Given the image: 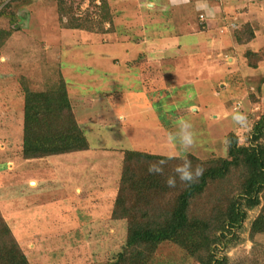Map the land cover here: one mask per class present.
Segmentation results:
<instances>
[{"label":"rangeland","instance_id":"374dc122","mask_svg":"<svg viewBox=\"0 0 264 264\" xmlns=\"http://www.w3.org/2000/svg\"><path fill=\"white\" fill-rule=\"evenodd\" d=\"M8 1L0 0L3 6ZM199 1L206 0L174 6L169 5L171 0H62L60 11L57 0H12L7 14H15L16 25L9 24L7 14L0 16V29L12 31L0 46V204L30 264H107L123 249L126 226L112 221L111 210L125 151L170 160L226 157L228 135L235 133L242 142L264 112V102L252 105L257 100L239 108L242 103L236 98L249 92L255 97L261 84L255 79L253 92L252 84L236 82L239 60L230 64L227 54L211 61L200 55L192 69L189 57L173 64L174 58L164 56L176 46L170 34L180 36L193 30L196 10H203L195 8ZM147 3L153 7H146ZM247 3L250 11L264 9V0ZM204 16L212 15L204 12ZM121 17L123 23H119ZM103 18L112 19V25ZM102 20V29L114 31L108 38L100 33ZM222 22L226 29L233 28L229 17ZM201 26L193 33L205 29ZM162 34V42L147 41ZM263 36L256 48L262 55L259 61L264 60ZM162 57L166 67L155 74L159 83L143 84L145 74ZM140 70L147 72L141 75ZM21 78L34 91H44L61 78L66 81L72 112L88 150L62 155L61 160L26 163L21 157ZM223 82L238 83L240 90L229 86L222 93ZM234 112L246 116L245 126L234 124ZM181 121L192 125L195 137L194 144L184 150L168 140ZM76 186L81 194L75 193ZM263 207L264 194L261 205L249 213L238 242L219 252L226 264H264V236H250L252 222ZM149 264L198 262L178 246L164 243Z\"/></svg>","mask_w":264,"mask_h":264},{"label":"trees","instance_id":"16d2710c","mask_svg":"<svg viewBox=\"0 0 264 264\" xmlns=\"http://www.w3.org/2000/svg\"><path fill=\"white\" fill-rule=\"evenodd\" d=\"M12 0L0 8L5 16ZM106 3V0H103ZM60 4L62 0H57ZM105 5V4H104ZM103 5V6H104ZM201 11V10H200ZM199 12L196 21H200ZM9 24L16 25L14 13L7 14ZM104 20V18H103ZM103 38L114 31L102 29ZM201 28L207 23L200 21ZM225 35H231L236 45H246L255 38L248 24L233 26L221 23ZM80 29V28H79ZM12 31L0 29V46ZM4 36V37H2ZM100 36V35H99ZM229 49L232 51V47ZM245 61L256 68L261 52L247 49ZM255 59L252 62V59ZM24 93L21 157L24 160L43 159L83 152L89 144L79 129L66 81L44 91H34L27 79L21 78ZM250 132L240 142L235 133L226 138L227 156L211 161L189 159L199 165L203 174L191 184L176 180L169 188L166 179L175 176L173 169L183 160L161 155L125 151L120 182L111 210L113 222L125 225L123 249L107 264H149L164 243L178 246L198 264H226L219 252L229 249L240 239L249 213L262 203L264 194V114L253 121ZM166 159L162 174L147 171L150 162ZM264 236V207L253 220L250 236ZM0 264H30L0 210Z\"/></svg>","mask_w":264,"mask_h":264},{"label":"crops","instance_id":"0c3cea01","mask_svg":"<svg viewBox=\"0 0 264 264\" xmlns=\"http://www.w3.org/2000/svg\"><path fill=\"white\" fill-rule=\"evenodd\" d=\"M186 1L187 0H171V4H169V5H172V6H174V5H185ZM247 1L244 2L243 0H235V1L219 0V2L216 3L215 0L214 1L206 0V1L196 2L195 8L203 7V10H201V11L199 9L196 10L197 14L199 12L201 14H204V12H206L207 16L212 15V16H210L211 18L208 17L206 19L207 25H206L205 29L199 30L197 33H193L194 28L200 24V21L195 20L196 24L193 27V30L186 31V33L184 35L181 34L180 36H178L175 33L174 34L168 33V34H170V36H172L175 39L176 46L171 48L169 52H164L165 53L164 56L167 55L169 58H172V59L174 58V60H171V61H173V64L174 63L180 64L181 60L183 58L189 57V59L187 61L188 67H190L192 69H193L192 65L193 66L195 65L194 60H195L196 56H200V55H202L203 57H207L208 61H211L210 58L213 60L214 58L219 57L222 54H227V58H229V61L232 60L231 61L232 63H230V64H233L239 60V62H238L239 66L238 65L236 66L237 72H236V74H234V75L238 76V79H236V82L239 81V84H240V82L242 81L244 85L252 84L251 89L253 90V92H255V81L254 80L258 78V83H261L257 87V93L255 95L256 98L253 95L250 96V92L247 94H243V96H241L239 98H236L237 103H239L240 101L242 103V106L239 105V108L241 110L244 109V105L246 103H251L253 100L258 101L256 103L252 104L254 106L256 104H260L261 101H262V104L264 102V60H262L261 65L257 66L256 68H250L248 63L245 61V58L241 59V57L245 54V52L247 50L246 48L251 49L254 52H259V50L256 49L257 45L259 44L258 40H259V37L261 36V34L264 35V9L262 10L263 13L262 12L260 13V11H258L257 8H256V10H254V12L250 11V9L247 7L248 6ZM244 4H245V6H243ZM181 7H183V6H181ZM223 17H227V18L229 17V19H232V21H234V22H232V25L236 26V27L242 26L243 24L248 23L254 29V33H255L254 40L251 43L246 44V45H240V46L236 45V43H235L236 41L234 40V38H232V36L230 34L225 35V34L221 33V30L224 29L223 27H221V20ZM124 20H125V18L121 17V21L119 23H123ZM255 20H259V21H255ZM222 24H223V22H222ZM147 33L150 34L151 36L154 34V33H151L150 30L149 31L147 30ZM151 38L152 39H147V41L154 43V42H157L158 40H159V42H162L163 40H165V39H163L164 34H162L160 37H157L155 39L153 37H151ZM224 45H226V46H224ZM155 46L158 47V45H155ZM230 46L232 47V51L229 49ZM155 51L156 50H154L152 52L154 53ZM239 53H241V54H239ZM156 55H157V53H156ZM164 58L165 57L158 59V62L160 64H158V65L155 64V66L151 68V73L149 71V74H145V75H148V77L147 78L144 77V83L142 82L143 84L146 85L148 82H151V81H152V83H154V82L159 83V78L158 77L156 78L155 74L159 73V71H162L163 68L166 67V61L162 62ZM167 60H169V59H167ZM134 69L132 68V70H134ZM136 70H139V69L136 68ZM146 72L140 70L141 75L143 73H146ZM239 75L243 76V78H242L243 80H241V76H239ZM137 76H138L139 81H142L140 79L141 77L139 76V73L137 74ZM175 80H176V76H175ZM220 85H221L220 92H222V93L226 92L227 88L229 86H234L238 90H240L238 83L234 84V85H231V84L228 85L225 82H223ZM249 98L250 99L252 98L250 102L248 101V100H250ZM238 100H240V101H238ZM234 107L238 108L237 105ZM74 112H77V109L74 110ZM262 114H264V112ZM258 118H259V116L256 117V119H258ZM60 157H62V155L61 156L47 157V159L48 158H54V160H56V159H59ZM43 159H45V158H43ZM39 160L40 159H33V160H25V161H26V163H32L34 161H39ZM59 160H61V159H59ZM61 166H63V165H61ZM2 168L3 167L0 166V169H2ZM65 181L66 180H64V182ZM61 187L63 188L64 185H62ZM74 191L76 194L77 193L81 194L82 190L79 186H76ZM0 210L2 213L4 212L1 204H0Z\"/></svg>","mask_w":264,"mask_h":264},{"label":"clouds","instance_id":"9594fccd","mask_svg":"<svg viewBox=\"0 0 264 264\" xmlns=\"http://www.w3.org/2000/svg\"><path fill=\"white\" fill-rule=\"evenodd\" d=\"M148 8H152L153 5L151 3H147L145 5ZM224 29L221 30V33H224ZM232 121L235 125L245 126L246 125V116L240 112H234L231 116ZM178 131L174 133H170L168 136V140L178 145L181 150L187 149L191 147L195 142L194 132L192 131V125L188 121H181L178 124ZM166 159H160L154 162H150L147 168V171L150 174H162L164 166L166 165ZM204 169L197 165L193 167L192 163L184 159L180 164H178L173 172L175 176H169L166 179V184L169 188H173L176 186V180L184 182L186 184H191L203 174Z\"/></svg>","mask_w":264,"mask_h":264},{"label":"built area","instance_id":"2783aa9c","mask_svg":"<svg viewBox=\"0 0 264 264\" xmlns=\"http://www.w3.org/2000/svg\"><path fill=\"white\" fill-rule=\"evenodd\" d=\"M204 20L206 21V18H205V16H204V14H201V15H200V21L203 22ZM235 109L237 110V108H235Z\"/></svg>","mask_w":264,"mask_h":264}]
</instances>
